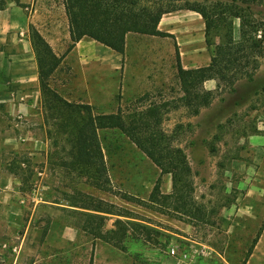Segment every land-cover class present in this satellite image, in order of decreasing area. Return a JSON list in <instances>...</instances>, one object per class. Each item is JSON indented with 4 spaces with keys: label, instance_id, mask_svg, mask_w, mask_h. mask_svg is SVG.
Instances as JSON below:
<instances>
[{
    "label": "rangeland",
    "instance_id": "1",
    "mask_svg": "<svg viewBox=\"0 0 264 264\" xmlns=\"http://www.w3.org/2000/svg\"><path fill=\"white\" fill-rule=\"evenodd\" d=\"M26 12L62 56L49 81L62 98L90 104L94 112L120 107L124 115L159 106L164 145L170 153L182 152L194 207L203 210L204 220L145 204L158 178L161 191L170 192L171 176L160 175L119 130L99 132L109 179L104 188L71 170L65 164L71 142L56 135L55 119L46 117L37 77L30 83L11 81L18 71L10 67V83L3 87L7 75L0 67V264H162L172 245L189 254L180 261L175 257L180 264H243L264 223V62L252 81L240 77L232 90L221 79L219 87L216 80H206L203 88L212 92V101L196 114L181 100L168 38L128 35L123 56L94 41L77 53L69 48L61 0H33ZM183 30L178 31L181 39L189 33ZM238 34L233 24L235 39ZM211 40L208 46L192 34L178 48L181 65L208 64L219 42L215 36ZM74 196L84 204L100 202L130 212L154 231L149 237L132 233L140 237L127 238L122 249L94 238L80 227L86 219L82 212L92 211L68 205ZM105 216V230L115 228L117 218L126 220Z\"/></svg>",
    "mask_w": 264,
    "mask_h": 264
},
{
    "label": "trees",
    "instance_id": "2",
    "mask_svg": "<svg viewBox=\"0 0 264 264\" xmlns=\"http://www.w3.org/2000/svg\"><path fill=\"white\" fill-rule=\"evenodd\" d=\"M14 3L24 6L18 0H14ZM62 3L71 40L69 48L78 40L89 38L122 56L128 33L174 38L172 34L158 29L162 15L182 9L199 13L204 22L206 45L213 44V36L219 39L209 63L184 68L178 46L174 43L177 77L183 92L181 100L193 105L196 114L202 106H208L212 101V92L203 88L206 80H216V87H219L217 79H221L232 90L234 82L240 77L252 81L260 61L264 62V0H62ZM4 5L5 1L0 0V9ZM234 19L239 21L237 39L233 35ZM28 30L46 117L55 119L56 135H63L71 142L69 160L65 164L86 176L90 184L104 188L109 179L99 132L119 130L159 168L160 175L171 176L170 192L161 191L158 178L145 204L154 210H168L204 220L203 210L194 207L189 186L190 168L182 152L177 149L170 153L164 145L165 135L158 128L159 106L149 105L144 110L124 115L120 107L109 113L94 112L90 104L65 100L49 83L62 56L53 51L31 23ZM250 66L252 68L249 70ZM135 198L126 196L129 200L144 201ZM69 199L68 205L92 211L82 212L86 216L80 224L82 229H87L94 238L121 249L127 238L140 237L133 235L134 232L148 236L154 231L149 224L135 220L136 217L131 216L130 212H116L100 202L84 204L77 196ZM108 214L122 216L126 220L117 218L115 228L105 230L102 222ZM129 229L132 232L128 233Z\"/></svg>",
    "mask_w": 264,
    "mask_h": 264
},
{
    "label": "crops",
    "instance_id": "3",
    "mask_svg": "<svg viewBox=\"0 0 264 264\" xmlns=\"http://www.w3.org/2000/svg\"><path fill=\"white\" fill-rule=\"evenodd\" d=\"M4 1H5V5L3 6L2 9H0V67L5 68L3 71H6V75L10 67L17 68L18 71L17 78L15 75H13L11 77V81H17V82L28 81V83H30L31 81L35 82L37 77V67H36L35 56L28 35V31H29L28 28L31 19L26 12V5L31 3L33 0H18V2H20L24 6L16 5L14 3V0H4ZM61 6H62V12L65 17L66 30L69 35L68 22L64 12L62 0H61ZM233 24L236 27L237 31L239 32L238 19H234ZM158 29L163 32L172 34L174 38L160 37L154 35H144V36L168 38L171 41L173 48H174V43L177 44L178 48L181 47L182 44L185 43L188 44L189 42L187 41L192 39V34H196V38L205 41L203 19L199 13L194 11L184 9V11L178 10V11L166 13L162 15L158 24ZM180 29H184L183 31L188 30L189 31L188 36L184 38L183 35L182 36L183 38L181 39L178 34V31ZM131 34L140 35L137 33H128L126 35V43H127L128 35ZM84 39H88V40L84 41ZM90 41H94V40L89 38H82L77 42H75L72 47H74L77 53H81V51L84 49L83 45L86 46L92 43ZM188 48L191 49L195 47H188ZM27 66L29 70L28 73H25V68ZM31 67H32V72H31ZM19 74H21V76ZM8 77L9 76L7 75L4 78V80H2L3 83L1 84L3 85V87L5 84L10 83ZM26 77L27 80H25ZM5 92L7 94L6 98L7 99L11 98L9 96L10 95L9 92H7L6 90ZM154 250L157 251L159 250V248H156ZM166 254L168 257L165 262H162V264H180L177 260L175 261L176 259L175 257H172L167 253V250H166ZM224 263L228 264V262L226 261L221 262V264ZM243 264H264V223H263V228L260 229V233L256 237V241L254 242L252 251L248 254Z\"/></svg>",
    "mask_w": 264,
    "mask_h": 264
},
{
    "label": "built area",
    "instance_id": "4",
    "mask_svg": "<svg viewBox=\"0 0 264 264\" xmlns=\"http://www.w3.org/2000/svg\"><path fill=\"white\" fill-rule=\"evenodd\" d=\"M167 253L172 257H178L179 261L182 259H187L189 257V254L180 251V248L174 245L167 248Z\"/></svg>",
    "mask_w": 264,
    "mask_h": 264
}]
</instances>
